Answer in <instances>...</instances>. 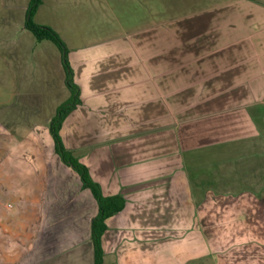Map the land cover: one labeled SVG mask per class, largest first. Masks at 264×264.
<instances>
[{
	"label": "crops",
	"instance_id": "0c3cea01",
	"mask_svg": "<svg viewBox=\"0 0 264 264\" xmlns=\"http://www.w3.org/2000/svg\"><path fill=\"white\" fill-rule=\"evenodd\" d=\"M30 2L0 0V181L94 200L55 152L71 94L59 48L25 26ZM34 21L59 33L80 88L66 148L126 201L105 264L115 218L110 264H264V187L232 170L264 134V0H42Z\"/></svg>",
	"mask_w": 264,
	"mask_h": 264
},
{
	"label": "rangeland",
	"instance_id": "374dc122",
	"mask_svg": "<svg viewBox=\"0 0 264 264\" xmlns=\"http://www.w3.org/2000/svg\"><path fill=\"white\" fill-rule=\"evenodd\" d=\"M261 121L260 128L263 129L264 117ZM248 137L252 139L248 138L250 142L246 148L232 151L239 155L234 157L239 160L232 170L247 176L248 180L241 182L242 185L258 189L260 185L264 187V177L259 182V173L264 169L259 165L260 161L264 165V149H261L264 134L259 138L258 134L249 133ZM256 161L259 163L255 164ZM60 171L64 180L70 179L74 192V174L67 168ZM246 200L248 205H254L250 204L253 198ZM258 200L264 214V189ZM47 201L54 202L55 206L47 205ZM95 213L94 200L82 190L73 200L22 198L0 181V264H93L90 221ZM120 220L115 218L110 222L105 240L107 264L111 263L113 237ZM121 221L124 222V218Z\"/></svg>",
	"mask_w": 264,
	"mask_h": 264
},
{
	"label": "trees",
	"instance_id": "16d2710c",
	"mask_svg": "<svg viewBox=\"0 0 264 264\" xmlns=\"http://www.w3.org/2000/svg\"><path fill=\"white\" fill-rule=\"evenodd\" d=\"M42 0H31L26 19V28L35 36L36 40H49L53 42L62 54L63 66L66 75V86L70 91V98L67 102L61 104L55 116L51 119L49 128L54 140L55 152L61 158L62 162L72 168L82 182L83 189L90 190L97 205V213L90 222V240L93 247V264H105V250L103 246V237L107 231V221L114 215L124 210L126 201L120 195L106 196L102 187L91 176L87 166L82 164L78 158L66 148L62 136L61 128L67 118L80 103V88L74 80V71L68 59V50L65 42L57 31L49 26L37 24L34 21V14L40 6Z\"/></svg>",
	"mask_w": 264,
	"mask_h": 264
}]
</instances>
